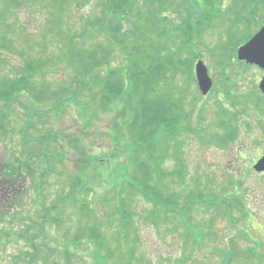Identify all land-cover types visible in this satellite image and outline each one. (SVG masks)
I'll list each match as a JSON object with an SVG mask.
<instances>
[{
  "label": "rangeland",
  "instance_id": "obj_1",
  "mask_svg": "<svg viewBox=\"0 0 264 264\" xmlns=\"http://www.w3.org/2000/svg\"><path fill=\"white\" fill-rule=\"evenodd\" d=\"M91 1L92 3L89 4L83 0H53L50 12V8L45 4L49 0H46L45 3L41 2L46 6L35 3L34 11L27 7L22 9L20 7L17 9V14L13 15L8 12L12 5L11 2L0 0V44L8 46L7 53L0 54L2 77H5L4 71L13 74L15 70H19L25 61L40 62L39 72H36L38 81L45 83L44 90L47 89V91L48 86L52 85L47 96H52L53 90H59L60 83L67 86L72 85L73 68L67 56V54L70 55V49L61 42H64L62 40L70 33L81 31L85 17H89L92 21L105 18L102 8L98 5V0ZM167 1L177 7L180 6V9L175 10L178 14H170L174 21L186 17V7L184 6L186 0ZM197 1L201 2V0ZM230 1L227 5L226 2L221 5L222 9L226 7L223 13L228 17L235 10V8H231ZM4 4H6L7 11L5 9L2 11ZM59 6L65 7L60 14L57 9ZM216 7L211 9L204 6V9L211 11L210 17L213 26L205 30L206 32L200 36L194 47V50L203 57L202 59L209 66L213 80V92L210 91L206 96L201 95L198 84L194 81L187 93V107L190 103H196L192 105L194 110L204 109L202 113L199 112L204 118L202 122H199L198 113H195L196 117H192V122L188 124V127H194V120L197 118L196 127L199 135H194L190 131V134H187L186 131L182 132L178 138L180 145L171 146L170 154L163 161L162 175H156L159 182L166 188L165 191L170 192L164 193V196H171L173 190L179 191L180 193L176 194L180 196L181 192L184 193L182 198L184 201L181 202L183 206L186 204V190L195 194L202 192L204 195L213 192L219 196L217 201L223 204L224 200L220 198L223 193L222 188L232 190L234 188L232 185L240 184L237 181L241 178L240 172L245 174L243 162L251 167L253 164L251 160L264 152V138L261 143L257 142L259 145L250 141L249 138L247 140L244 133L247 130L244 122L235 123L239 126V138L246 148L244 152H246L247 158L245 159H236L234 147L238 145L233 144L220 150L215 147L216 144L209 136L213 132L219 133L217 131H220L216 127L218 118L222 116L217 107L218 100L222 102V107L226 110V116L230 122L232 113L238 114L239 119L244 117L242 113H237V107L233 106L223 92L228 88L226 73L221 68L214 67L216 60L213 59V55L218 51L217 46L226 41L225 25L219 12L216 11L218 9ZM200 10L191 9V15L188 13L189 17L194 18H192V23H195V19L201 16ZM4 17H6L5 20ZM12 27H14L13 30ZM17 27L24 28V31L18 32ZM243 27V25L239 27L238 36L243 31ZM91 29L88 27V31ZM248 31L249 26H245L243 34ZM193 33L195 32L193 31ZM101 36L102 34L93 35L92 37L95 38L92 40L106 41ZM241 37L243 35L239 38ZM84 46L89 47L86 44ZM20 49L26 51L24 57L19 56ZM211 49L214 50L213 54H210ZM182 57L186 58V52ZM114 62L118 63L119 59ZM184 68L189 70L186 69V65ZM230 69V75L235 78L241 67L240 64L235 63ZM261 75L262 71L256 68H253L249 74H245L241 81L234 86L236 98L244 100L248 93L254 90V81L258 85L255 78L257 77L259 80ZM177 79L180 85H187V73L179 74ZM174 83L175 80L170 84V87ZM64 97L72 99L70 93L65 94ZM59 98H63V96L61 95ZM21 100L22 106L13 103L10 111L6 109L12 129L11 135H0V264H27L32 247L24 235L26 233L32 236L38 234L43 222V208L52 206L59 197L67 194L72 186L76 187L75 177L79 175H82L86 181L84 188H81L80 192H76V197L82 200L85 191L88 190L87 201L93 205L96 218L101 219L103 223L106 220L112 222L113 219L108 217V211L115 210L113 198L120 190V185L132 174L131 169L133 168L130 156L131 139L129 136L124 138V135L113 129L114 117L112 114L114 111H111V108L93 107L91 109L87 104L76 103L78 100L84 102L85 99L82 97L75 100L76 102H69L66 106H61V108L56 106L55 99L39 105L32 103L27 94ZM35 110L40 115L33 114ZM248 113V119L254 123L257 120V114L253 111H246L245 114ZM24 125H28L25 134L30 140L27 142L23 141L22 129ZM183 125L186 126V123L182 121ZM255 129L252 131H256ZM31 140L34 142H30ZM40 140L49 142L47 149L57 158L51 159L49 162V171L43 170L41 158H35L25 165L21 175L13 165H19L17 158H21L20 155L24 149H26L24 159L35 151H45L42 149L45 146L40 143ZM97 157L103 158L102 162L104 163L96 162ZM42 158L44 159V157ZM179 158L184 159L185 166H180ZM172 172H177L178 175H170ZM12 173H19V175L14 177V175L11 176ZM183 173L187 174V182L181 178ZM43 175H45V183L41 188L38 182ZM11 178L16 181H10ZM242 181H244L243 201L256 213L259 218L258 224H256L252 212L245 208V212L249 214L248 220L246 221L242 212L241 215L239 210H236L234 217H238L242 221L234 223L224 214V206L197 204L189 215L190 227L188 228L180 224L179 220H171L170 224L160 223L157 227L149 222L142 224L137 220L133 224L136 231L129 233V240H134L137 237L141 238L142 242L134 247L135 255L127 257V240L124 238L120 244L118 241L114 244L115 239L111 237L120 232H118V228L116 230L110 229L109 226L104 228L109 229L108 231L104 230V234L110 247L114 244V248L106 250L103 248V253H100L95 243H92L91 250H88L87 245L80 247L71 244L64 233L68 229L70 236L73 237L74 233L80 232L78 227L82 223L81 216L77 215L72 219L68 217V222L63 226L61 225L62 213L59 209V212L52 213L53 220L45 221L44 231L35 239L37 244L44 241L56 249L49 252L45 247H40L43 249L42 255L39 256L36 264H119L115 256L109 259L106 254L107 250L116 251L117 248L120 249L118 253L120 261L123 260L125 264H225L229 260L231 248L238 251V254L231 258L232 264H264V225L262 224L264 223V174L251 172L247 178L245 175ZM186 183H188V187H186ZM37 189L42 192L41 199L43 200H39ZM4 190L5 192L9 191L8 197H4ZM134 199L127 207L132 208L130 211L138 214L150 212L149 204L139 197ZM73 205L74 208L78 207V204ZM90 222L92 220L87 221L85 225ZM115 226L117 225L115 224ZM71 237L69 238L71 239ZM102 240H105L104 236H102ZM42 245L44 246L45 243ZM249 248L253 249L254 256L252 258L247 257ZM67 251L74 253L69 254ZM222 258L224 263H222Z\"/></svg>",
  "mask_w": 264,
  "mask_h": 264
},
{
  "label": "trees",
  "instance_id": "obj_2",
  "mask_svg": "<svg viewBox=\"0 0 264 264\" xmlns=\"http://www.w3.org/2000/svg\"><path fill=\"white\" fill-rule=\"evenodd\" d=\"M8 1L12 4L8 12L15 15L17 14V9H20L21 6L34 11L35 3L44 5L41 2L45 3L44 1L46 0ZM52 1L49 0L48 3H45L50 8V12ZM83 1L89 4L92 3L91 0ZM229 1L201 0L200 2L193 0L186 2L187 5L184 4V6L186 5L189 10L201 9V16L195 19V23H192V18L188 15L185 18L183 17L182 21L176 23L170 14H178L175 10L180 9V6L177 7L167 0H98V5L102 8L105 18L92 21L89 17L83 16L85 21L82 24L81 31L70 33L62 40L64 42H61L70 49V55L67 54V56L73 68L72 85L67 86L60 83L61 88L56 91L53 90L52 96H47L52 85L48 86L47 91V89L44 90L45 83L38 81L36 72H39L40 62L29 63L25 61L21 64L20 69L15 70L13 74L4 71L5 77H2V70H0V135L10 131V120L6 109L10 111L13 103L22 106L21 98L26 97L27 94L32 103L43 105L55 99L56 106H59L57 104L58 101H63V106H66L69 102H76L75 100L82 97L85 101L80 102L78 100L76 103L87 104L91 109L93 107L98 109L111 108V111H114L112 114L114 117L113 129L117 133L124 135V138L129 136L132 142V150L130 151L133 163L132 174L125 179V182L120 185V190L116 192L113 198L115 210L111 209L108 211V217L110 216L112 219L113 217H118V213L121 210L128 207L135 200V197H139L154 205L168 206L170 211L180 216L186 215L197 204H200L204 206H224V214L234 223L239 220L238 217H234V211L236 210H239L240 214L242 212L247 220L249 214L243 211H245L244 208L249 211L250 209L243 203L244 198L242 195L244 193L242 188L244 181L242 180L245 175L247 178L253 171L249 164L244 167L245 175L240 173L241 178L237 180L240 184L232 185L235 189L222 188L221 198L224 200L222 205L216 200L217 195L213 192L204 195L202 192L195 194L186 190V207H183L179 204V200H182L184 193L181 192L180 196L175 193H180L179 191L173 190L171 196H164V193L168 194L170 192L165 191L166 188L156 178L157 174L162 175L163 161L170 154L169 148L172 143H169V139L174 140L182 131V121H186V133L189 129L191 130L188 124L191 123L195 110L192 108L191 103L187 107L186 101L188 98L187 93L190 91V86L194 81L192 66L194 61L200 57L194 47L200 36L206 32L205 30L213 26L210 17L211 11L208 9L204 11V6L212 9L214 6L219 5L220 7H216L218 8L216 11L219 12L225 25L226 41L224 42L225 44H218L217 46L218 51L213 55V59L216 60L214 67H218V65L229 67L231 65L229 60L232 58L230 45L237 46L241 44V41L247 40L252 35V33H245L244 40L238 39L240 25L244 24L249 26V28L254 25L255 30H257L264 21V0H232L230 1V6L235 8V10L232 11L231 16H223L225 13L222 12L226 7L222 9L221 5L224 2L229 3ZM5 6L6 4H4L2 11H4ZM64 8L62 6L57 7L59 14L63 12ZM5 18L3 19L5 20ZM88 27L92 29L88 31ZM13 29L14 27H12ZM21 31H24V28H18V32ZM101 34V38L106 39V41L95 40V42L92 40L95 38L92 37L93 35ZM84 44L89 47H85ZM7 49L8 46L6 44H0V54H6ZM184 52H186V58L182 57ZM210 53L213 54L214 50L211 49ZM18 54L20 57H24L26 51L20 49ZM117 59H119V62H114ZM220 59L223 61L228 60L229 62L224 64ZM185 65L186 69H189L188 71L185 70ZM41 70L43 71L42 68ZM223 72L226 73L225 76L229 85L227 95L230 96V89L234 88L235 84H238L245 74L251 72V67H242L235 78L230 75V68L224 69ZM182 73H187L186 86L180 85L177 79L178 75ZM174 80L175 83L170 87ZM68 93L72 95L74 101L64 97ZM61 95L63 98H59ZM253 103L256 107H254L253 112L257 114L256 126H253L251 122H246L245 127L249 130L247 134L249 140L258 144L257 142L261 143L262 138H264V103L262 100H253ZM114 105L116 106L115 109ZM245 108L248 109L249 106L245 105ZM94 113L95 110L93 111ZM219 113L222 116L219 115V123H217L216 127H222L225 133L214 138L216 141L213 140L217 143V149L223 150L229 142L237 143L239 137H236V127L224 122L226 111L222 110V106L219 108ZM33 114L40 115L36 110L33 111ZM203 120L204 118L199 114V122ZM254 129L256 131H252ZM194 132H197V127ZM212 134H214L213 137L217 135L216 132L210 135ZM30 142H34V140ZM40 143H43L44 148H48L49 142L40 140ZM202 144L204 145L203 142ZM245 149L243 143H240L234 149L236 159L247 158V154L244 152ZM140 153L141 158L139 159ZM42 156L45 158L43 159V170L49 171V162L51 159H56L57 156L52 153L49 154L48 150L43 152L35 151L24 160L17 158L19 165L15 164L13 167L22 175V169L25 165H28L29 161L34 160L35 157L42 158ZM102 159L97 157L96 162L100 163L103 161ZM16 169L14 170L15 172ZM7 173L5 174L6 177ZM19 173H12L11 176L17 177ZM170 175L177 176L178 174L177 172H172ZM186 176L187 174H182L181 178L187 182L188 178L186 179ZM75 178L76 187L72 186L70 191L59 197L51 208H45V220H53L54 216L52 213L59 212V209L62 213L61 225L63 226L68 222V217L72 219L76 218L77 215L81 216L82 223L78 229L83 235L76 233L70 242L78 243L85 239L87 242L90 241L101 245V235L104 236V230H109L104 228L111 227L113 221L106 220L102 223L101 219L96 218L93 205L87 201L89 198L88 190L85 191L82 200L76 197V192H80L81 188H84L86 179L82 175ZM11 179L10 181L12 182L16 181L13 178ZM44 183L45 175L38 182L39 187L43 188ZM186 187H188V183H186ZM6 196H9V191L4 193V197ZM213 198L216 201L215 203ZM187 199L189 200L188 202ZM73 204H78V207L74 208ZM179 208L181 209L179 210ZM251 212L255 217V221H258L255 212L252 210ZM90 220L92 222L85 225ZM127 223L130 224L131 220L127 221ZM65 234L66 236L69 235L68 229ZM36 237L38 236L28 237V242L33 247H36L34 243ZM121 238L123 236L118 239ZM46 247L49 252H52L48 245ZM42 250L36 248L31 252L30 263L28 264H36L39 256L42 255ZM247 252L248 258L254 256L252 248H249ZM128 254L133 255V249L128 250ZM236 254H238V251L231 248L228 262L226 263L222 258V263L232 264L231 258Z\"/></svg>",
  "mask_w": 264,
  "mask_h": 264
},
{
  "label": "water",
  "instance_id": "obj_3",
  "mask_svg": "<svg viewBox=\"0 0 264 264\" xmlns=\"http://www.w3.org/2000/svg\"><path fill=\"white\" fill-rule=\"evenodd\" d=\"M240 60L248 63H255L264 68V26L261 30L244 46L238 50ZM196 77L199 88L203 94H207L212 87V79L208 74L207 67L203 61H199L195 66ZM260 88L264 91V77L260 83ZM257 171H264V156L254 165Z\"/></svg>",
  "mask_w": 264,
  "mask_h": 264
}]
</instances>
